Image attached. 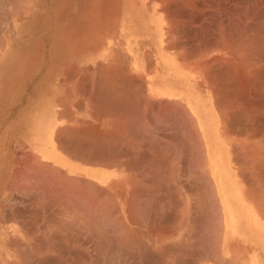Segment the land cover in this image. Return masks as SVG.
Here are the masks:
<instances>
[{"label": "crops", "instance_id": "1", "mask_svg": "<svg viewBox=\"0 0 264 264\" xmlns=\"http://www.w3.org/2000/svg\"><path fill=\"white\" fill-rule=\"evenodd\" d=\"M87 3L44 7L38 70L0 94L26 168L0 207V264H83L100 240L113 258L99 205L82 202L83 180L100 178H126V205H113L126 264H264L263 102L226 90V61L181 41L164 0Z\"/></svg>", "mask_w": 264, "mask_h": 264}, {"label": "rangeland", "instance_id": "2", "mask_svg": "<svg viewBox=\"0 0 264 264\" xmlns=\"http://www.w3.org/2000/svg\"><path fill=\"white\" fill-rule=\"evenodd\" d=\"M68 1L74 10L88 4V0ZM60 2L62 0H0V94L20 92L24 79L38 70L36 66L43 54V15L47 13L44 7L54 4L57 10ZM163 7L181 41L190 47L211 50L212 60L221 57L226 61L219 69L225 76L228 92L234 91L235 86H241L244 107L254 110L262 102L264 107V0H164ZM4 109H7L6 105L5 108L0 106V207L10 202V183L13 181L10 180V173L26 170L16 165L17 157L11 147L14 133L12 116H8ZM246 117L256 119L258 116L249 112ZM51 170L52 173L56 171L54 168ZM123 175L126 176V171ZM98 182L100 184L83 180L82 202L99 205L98 221L109 228V240L115 245L109 246L114 248V252L108 255L114 257L102 258L106 253L101 250L100 240L99 259L84 257L83 264H126V229L121 228L122 222L126 221V210L119 211L113 207L116 204L126 205V178L113 184L104 178ZM155 184L154 180L146 181L147 202L154 203ZM64 187H69V180L52 175V189ZM175 187L177 190V182ZM60 198L64 202L63 191L61 197L52 191L51 202ZM123 235L124 241L120 239Z\"/></svg>", "mask_w": 264, "mask_h": 264}, {"label": "bare ground", "instance_id": "3", "mask_svg": "<svg viewBox=\"0 0 264 264\" xmlns=\"http://www.w3.org/2000/svg\"><path fill=\"white\" fill-rule=\"evenodd\" d=\"M243 79V78H242Z\"/></svg>", "mask_w": 264, "mask_h": 264}]
</instances>
